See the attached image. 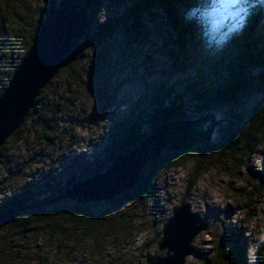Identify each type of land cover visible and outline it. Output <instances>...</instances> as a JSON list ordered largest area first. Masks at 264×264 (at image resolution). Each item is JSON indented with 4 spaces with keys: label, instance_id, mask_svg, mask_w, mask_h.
Returning <instances> with one entry per match:
<instances>
[{
    "label": "rangeland",
    "instance_id": "1",
    "mask_svg": "<svg viewBox=\"0 0 264 264\" xmlns=\"http://www.w3.org/2000/svg\"><path fill=\"white\" fill-rule=\"evenodd\" d=\"M21 1L38 23L46 19L50 5L58 6L64 0ZM257 1L191 0L194 7L184 13L197 22L193 25L194 44L186 43V56L173 43L174 33L163 9L143 12L137 25L123 19L111 38L84 52L68 72L52 80L51 91L43 95L46 104L58 107L49 140L43 136L45 117L39 115L21 126V139L0 152V206L26 189L39 198L45 197L47 174L53 175V185L59 186L72 175L76 182L83 179V169L89 173L106 161L105 148L112 142V133L118 131L115 126L121 119L132 113L147 119L154 111L151 103L158 87L173 89L177 95L182 93V85L194 79L207 86L225 79L226 63L237 53L235 42L246 29L253 8L262 13V21L256 22L253 29L264 43V0ZM11 7L6 13L0 2V44L8 41L11 57L18 61L28 35L13 21L22 4L16 1ZM94 10L96 20L101 22L108 13L121 17L127 5L121 0H94ZM184 21L187 25L188 20ZM2 48L0 61L7 60ZM101 52L107 54L102 76H86L91 73V57ZM219 62L224 63L220 69L223 73L215 76ZM263 72L257 69L255 76ZM108 97L109 101L103 100ZM250 101H245L241 110H246ZM185 108L190 119L201 117L194 112L190 96L185 97ZM212 114L217 120L223 118L222 111ZM145 123L141 129L144 134L152 129ZM236 156L209 160L208 171L191 190V159L182 157L177 167L146 172L156 190L154 199L120 194L114 201L93 203L89 211L96 220L94 239L87 236L86 224L71 218L57 220L65 235L62 239L45 232L3 228L0 264H146L155 254L165 256V251L159 250L163 229L183 202L209 224L208 230L194 238L193 254L186 257L185 264H230L219 252L218 244H226L225 249H229V237L236 232L242 235L238 246L245 248L243 264H253L249 251L264 242V190H258L264 180V145L256 147L249 158Z\"/></svg>",
    "mask_w": 264,
    "mask_h": 264
},
{
    "label": "trees",
    "instance_id": "2",
    "mask_svg": "<svg viewBox=\"0 0 264 264\" xmlns=\"http://www.w3.org/2000/svg\"><path fill=\"white\" fill-rule=\"evenodd\" d=\"M16 1H19L22 7L20 13L16 14L13 21L17 23L21 31L28 35V39L25 42V51L20 58L22 59L47 17L45 20H40L36 23L31 16L30 9L25 7L21 0H0L6 13V10ZM75 1L84 6L89 17L87 29L82 38L80 56L86 51L94 50L101 46L107 39L111 38L123 19H131L137 25L143 12L153 8L164 10L167 19L170 21L169 26L174 33L173 43L181 49V53L184 52L182 53L184 56H186V43L188 42V45L189 43L194 44L195 28L193 25L197 21L195 19L190 20V16L184 13L187 8L194 7L191 0H121L123 4L127 5V11L122 14L123 17L114 13H108L105 20L101 22L96 20L94 0ZM252 1L256 2L257 0ZM63 2L58 7H61ZM11 10L10 13L13 12L12 7ZM252 10L253 15L249 18L246 29L237 37L235 42L237 53L231 61L226 63L225 79H221L213 86H207L204 82L194 79L182 85L184 89L182 93L177 95L173 89L166 90L164 86L158 87L151 103L154 111L147 115V119L136 113H132L128 117L121 119L115 126V129H118V131L115 130L112 133V142L105 148L106 161L97 164L93 171L89 173L85 172L87 169H83L81 177L86 178L91 173L105 171L110 167L114 158L119 153H129L139 145L147 134L141 132L144 121L146 125L150 124L151 128L154 129L158 124L171 119L192 120L185 108L186 96L191 97L195 107L194 112L201 117L207 113L222 111L223 118L220 119L222 122L217 127V138L213 140L210 146H198L180 152H164L159 160L149 163L141 170L136 186L128 193L123 194L122 197L143 199L146 196L154 199L152 196L155 195L156 190L148 179L149 175L146 176L145 173L162 167H177L181 164L182 157L191 159L194 163L192 173L188 179L191 190L199 177L208 171L207 164L209 160L218 157L237 159V154L249 158L256 147L264 145V72L255 76L257 69H264V43L262 37H260V33L256 35L253 29L256 22L260 23L262 21V13L261 10L256 8ZM185 19L188 20L187 25H185ZM1 45L0 47H3L4 56L7 60L3 59L0 61V74H2L0 76V95L7 87L20 61V59L18 61L17 59H12V46L8 41H5ZM106 55L101 52L96 54L95 58L91 57L89 62L91 73L88 72L86 76H90L89 74H92L93 77L100 75ZM74 64L75 62L58 74L68 72ZM223 64L218 63L217 69L214 71L215 76L223 73L220 70ZM2 66H4V69H1ZM101 76L102 74L98 79ZM50 84L41 91V95L36 99L35 108L30 110L25 119L26 123L35 116L39 117L40 115L41 117H45L44 122L46 123V127L43 136L47 140L50 138L49 130L53 127L52 122L55 117V107H57V104H46L45 97H43L44 94L51 91ZM109 99L110 97L103 100L109 101ZM249 100L252 101L249 102L247 109L241 110V106L245 101ZM19 139H21V135L16 131L2 145L0 152L8 145L15 144ZM246 164L247 161L244 162L243 166ZM261 172L264 173V166L261 168ZM73 177L72 175L69 181L59 186L58 184L53 185L56 179L53 175L47 174L46 179H49V182L47 181L46 186L44 184L45 193H47L45 197L39 198L29 189L10 197L8 201L0 206V213L19 207L25 209L20 211L9 225L1 226L0 231L6 227H16L23 233L34 230L38 233L45 232L50 237L54 236L62 239L65 235L60 227L57 226V220L71 218L86 224L87 236L94 239L96 237V232L94 231L96 220L89 211L93 203L82 205L77 203V201L67 199L51 202L61 196L65 190L73 187L76 183ZM262 181L258 189L260 192L264 190V180ZM114 199L112 198L109 201H114ZM108 234L111 236V233ZM232 234L229 237V241H231L229 249H225L228 245L225 244V247H222L221 243H219V252L222 253L224 258L230 260V264H243L245 248L244 246H238V241L242 235L239 232ZM2 245L5 244L2 242ZM249 253L252 256L253 264H264V242H261L256 247H251ZM158 257L162 256L155 254L152 258H149L146 264H151Z\"/></svg>",
    "mask_w": 264,
    "mask_h": 264
},
{
    "label": "water",
    "instance_id": "3",
    "mask_svg": "<svg viewBox=\"0 0 264 264\" xmlns=\"http://www.w3.org/2000/svg\"><path fill=\"white\" fill-rule=\"evenodd\" d=\"M88 19L84 6L75 0H64L61 7L52 5L48 9L47 19L0 95V148L25 123L41 91L60 71L77 61ZM221 122L212 112L196 120L164 121L131 152L119 153L105 171L91 173L51 202L67 199L87 205L126 194L136 186L141 170L159 160L164 152L212 145ZM24 209L0 213V227L9 225ZM208 228L209 224L192 212L190 204L183 202L163 229L159 250L165 251V256L151 264H185L186 257L193 253L194 238Z\"/></svg>",
    "mask_w": 264,
    "mask_h": 264
}]
</instances>
